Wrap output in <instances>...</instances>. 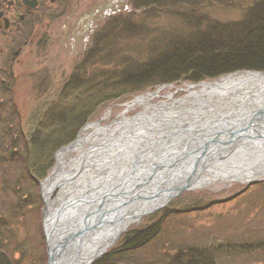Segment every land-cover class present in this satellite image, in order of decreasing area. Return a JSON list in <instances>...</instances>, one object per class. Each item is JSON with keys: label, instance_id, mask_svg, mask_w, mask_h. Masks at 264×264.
<instances>
[{"label": "trees", "instance_id": "16d2710c", "mask_svg": "<svg viewBox=\"0 0 264 264\" xmlns=\"http://www.w3.org/2000/svg\"><path fill=\"white\" fill-rule=\"evenodd\" d=\"M142 1L148 9L169 10L171 15L176 14L177 7L182 11L188 6L199 9L228 3V0ZM245 4L241 16L236 19H211L206 14L202 17L188 12L177 16L186 19V29L158 36L160 38L149 44L145 56L126 53L122 58L121 50H117L120 54L116 57L111 56L112 52L104 54L112 57L114 66L110 63L113 66L110 69L88 74L87 82L82 85L89 89L88 94H83L88 96L85 101L62 104L64 112L49 116V124L45 127L39 120L35 133L26 131L27 120L17 110L13 90L0 82V264L47 263L40 180L50 174L56 150L70 143L101 105L127 99L164 83H196L238 70L264 71V0H245ZM115 21H111L104 35L99 36L98 45L106 50L110 34L114 37L128 34L123 30H129V26L117 29ZM115 44L113 41L112 45ZM69 86L70 90L82 87L81 84ZM65 107L73 109L64 110ZM254 185L262 188L264 181L245 184L243 191L233 197L243 195L244 190L248 192ZM214 204L212 201L204 207ZM190 210L164 208L157 219L128 232L118 247L108 250L91 264H222L219 261L225 256L234 260L241 254L255 251L241 242L246 238L235 240L227 236V242L202 243L197 234L191 237L196 229L194 226L190 234L183 225H177L174 235H165L170 221L181 216L185 223ZM257 248L264 251V244H258Z\"/></svg>", "mask_w": 264, "mask_h": 264}, {"label": "water", "instance_id": "95a60500", "mask_svg": "<svg viewBox=\"0 0 264 264\" xmlns=\"http://www.w3.org/2000/svg\"><path fill=\"white\" fill-rule=\"evenodd\" d=\"M245 72H250L254 78L250 85L239 80L201 93L187 108L178 105L176 121L171 125L172 131L169 133L161 129L163 132L158 131L159 135L153 138L144 135L142 130L123 129L121 123L115 128L109 126L113 130L112 136L108 135L103 142L96 144L94 149L101 147L102 151L94 155L107 153L101 162L106 164L104 168L109 169L110 174L107 177H95L97 182L93 181L92 187L81 184V197L63 203L51 213L53 205L45 194L44 183L49 186L54 184L49 192L54 195L58 190L59 195L66 182L77 176L61 171L58 156L62 151L71 149L78 142L81 133L70 144L62 146L56 153L57 164L54 170L41 181L45 205L43 226L49 258L47 264H91L105 254L107 248L126 231L123 225L127 220L138 221L141 216L166 206L171 198L185 190L207 183L197 182L201 175V178L208 180H222L220 176L223 170V175L234 176L233 179L241 182L264 179V176L252 177L256 169L264 175V79L260 83L257 78L264 76V72ZM201 84L204 87L218 82ZM91 124H86L83 130ZM113 124H116L115 121ZM129 141L137 143L132 152L124 151ZM116 152L119 153L114 154ZM125 152L130 154L126 155ZM107 157L109 158L106 160ZM101 162H93V171L99 170ZM232 168L236 170L233 171ZM147 173L158 174L160 182L164 183L158 190L139 192L136 190L137 186L142 183L150 184V175L144 178ZM163 176L167 179H162ZM106 186L107 191L98 197L101 188ZM134 190L136 191L133 192ZM117 194L126 199L124 202H136L139 211H130L127 216L120 215L118 211L121 210V205L116 208L112 205ZM87 205H92L93 209L84 210ZM145 205L146 209L141 211V207ZM80 208L82 212H79ZM120 219L123 221L108 241L97 234L95 240L84 241L89 234L96 233L103 227V223ZM100 239L104 245L99 243Z\"/></svg>", "mask_w": 264, "mask_h": 264}, {"label": "rangeland", "instance_id": "374dc122", "mask_svg": "<svg viewBox=\"0 0 264 264\" xmlns=\"http://www.w3.org/2000/svg\"><path fill=\"white\" fill-rule=\"evenodd\" d=\"M70 1L71 3L67 6V13L65 14L66 18L69 17L70 21L75 20L80 13H88L89 15H92L93 10H95V22L93 23V26L90 27L91 34L89 38H85L86 40H84L83 44H81L80 47L77 46L79 48H74L73 43L68 40V35L62 36L64 33L61 29V21L59 19L56 20L48 28V34L50 35L48 36L49 40H46L45 42V51L35 54L36 58L29 60L30 63L37 64L39 68H36L35 70L25 69L18 75V83L15 87V99L18 101L16 104L19 106V109L22 110L23 117L27 120L26 131H30L31 133L36 132L35 128L37 127L39 120L41 121L40 124L43 123V127H45L46 124H49V116H55L57 115L56 113L61 111L64 112L61 110L63 108L62 104L67 101H70L71 103L75 101L82 102L88 97L83 95L84 93H82L80 89L70 90L68 93L64 94H61L62 91L54 93L65 84V75L68 74V71L74 69V63H76L78 58V54H76L78 51L86 49V54L89 51L90 57H88L87 61L82 60L83 62H80V64H82V67L85 68L88 74L90 73L91 75H94L95 71L99 72L105 68L107 70L110 69L113 65L111 63L113 61V56L116 57L120 53L122 58H125L126 53L131 55L135 54L137 57L141 54L145 56L149 44L152 45L155 38H160L158 36L162 37L164 34L179 31L183 32L187 26L186 19L181 20V17L177 18V16H181L188 12L191 15L202 17L206 14V16L211 19H236L241 16V12L246 5L245 0H228V3L225 5L218 4L217 6L207 8L204 6L203 8L196 9L194 6L191 8L188 6V9L181 11V8L177 7L175 10L176 14L171 15L169 10H163L161 12H159V10L156 12L153 9L151 10L146 8L143 4L145 1L142 0ZM113 20H116L114 23H118L117 29H122L125 26L128 28L129 26V30H123V33H128L124 36L119 34L114 37L113 34H110V40H114L116 44L112 45L113 43H110L109 47H107L108 50H106V48L101 47L100 44L98 45L97 39L99 36L101 37V35H104L105 30L108 29V25ZM83 22L84 29L86 30L88 28V21L84 20ZM68 30L69 28L66 29V31ZM71 36L73 37L74 34ZM123 41L131 42L121 43ZM117 50H121L120 53H118ZM109 52H112V57L110 58L104 55ZM107 63H111L112 65ZM48 66L56 67L54 74L56 76L55 85L57 88L50 94L45 92L47 86L40 85L38 80L39 78L46 76L48 73ZM214 81L217 80L207 79L205 82ZM200 83L201 82L191 83L188 81L183 83H164L163 85L155 86L154 89L143 91L142 93L133 95L127 99L113 101L105 106L101 105V108H99L93 115L92 121H100L104 125L112 123L110 126L115 128L117 123L113 124V121L119 122L125 116L134 117V115L139 114L142 110H144L145 104L154 105L156 103H165V101L167 102L176 100V98L184 97L191 94L190 89L192 86H194L192 89H195L196 91L201 89L203 85ZM144 94H153L154 97L147 100L144 104L136 102L135 104L130 105L134 99L143 96ZM45 102L49 112L46 115H44V113L40 116L41 108ZM69 107H65L64 110L73 109ZM39 128L46 132L44 128L40 126ZM83 128L84 127L81 126L78 131V135H80ZM88 146H91L90 143H86L84 147ZM56 153L57 152H55L54 157L56 156ZM54 162L55 164L50 170V174L48 176L51 175V172L57 164L56 158ZM45 178L41 179L39 183L40 195L42 198L41 205L43 209L45 205L41 194V181ZM253 183H242L241 181L235 179H214L210 182L202 184L199 187H193L190 190H185L180 195L170 199L166 206L157 211L149 212L148 214L141 216L138 221L133 222L128 229L121 233L118 239L107 248V251L114 247H118L123 237L128 234V232L138 229L140 226L147 225L157 219L159 217L158 215L162 213L164 208L172 207L178 210L181 208H188L191 210L186 213L188 218L185 220V223L184 220L180 218L181 216L177 217L175 221H170L169 225L166 226L165 235H174L176 231L175 226L183 225L185 231H188L189 234L192 233V226H194L196 229L191 237L197 234V236L202 239V243H213L216 241L215 243L219 244L220 242H227V236H231V238L235 240L246 238L241 242L243 244H249L253 249H255V251L241 254L234 260H228L225 256L219 262L222 264H262L264 251L257 248V245L264 244V235H262L264 234V187L257 188V186L254 185L248 190V192L244 190L245 192L243 195L233 197L235 193L243 191L245 184L249 185ZM57 193L58 190L54 192L53 197H56L58 195ZM212 201L215 203L212 207H204ZM195 206H197L198 209H192V207ZM200 207L202 210H199ZM216 233H218V235H216ZM219 233H222V235ZM246 234H249L250 236L246 237ZM172 249H174L173 246Z\"/></svg>", "mask_w": 264, "mask_h": 264}, {"label": "bare ground", "instance_id": "6f19581e", "mask_svg": "<svg viewBox=\"0 0 264 264\" xmlns=\"http://www.w3.org/2000/svg\"><path fill=\"white\" fill-rule=\"evenodd\" d=\"M263 75H260V77L258 76V82H262ZM251 79H254L252 77V74L249 72H239L238 74H233V75H229L227 77L222 78L221 80H218V84L213 85V84H207L204 85L202 90H195L192 89L193 87H191L190 91L191 94H188L184 97L181 98H176V100H171V101H165V103H156L154 105L151 104H145V108L144 110H142L139 114L134 115V118L125 116L123 119H121L119 122H115L117 123V125L119 123L122 124L123 129L129 128L130 130L134 131L136 129L138 130H142L144 131V135L147 136H153V138L157 135H159L157 132L158 131H162L163 130L167 133H169L171 130V125L174 124V122L176 121V109L180 106H184V107H188L190 104H192V101L197 99L198 97H200L203 92H207L211 89H218L222 86H228V84H231L233 82L236 81H243L245 82L246 85H250L251 84ZM199 94V95H198ZM153 94H144L143 96H140L136 99L133 100V102L130 103V105L135 104L136 102H140L142 104H144L147 100L152 99V97H154ZM170 98V97H169ZM123 121V122H121ZM111 124H107L104 125L101 122H96L91 124L90 126H87L82 132L81 135L79 136V140L78 142L71 147V149L68 150H64L60 153V155L58 156V162H60V165H58V167L61 168V171L68 173V174H75L77 175L74 179H72V181L70 182H66V184L64 185L63 189L59 192V195L57 196L56 200L53 197V194H50V190L52 189V186H49V184H45V194L48 197V199H50V204H52V210L51 213L54 212L55 209L61 207L63 205V203L68 202L69 200L73 199V198H79L82 196V192L80 193L79 189H82L81 184L86 185V187H92L91 185L93 184V181H96V178H99L101 176H108L110 173L109 169H105L104 167L106 166V164L102 163L101 160L103 161V156L107 155V153H99L98 155H94V153H98L100 151L99 149H94L96 147V144L98 145L100 142H103V140H105L108 135L112 136L111 133H113L111 127H109ZM116 125V126H117ZM163 129V130H161ZM98 142V143H97ZM86 143H90L91 146L88 147H84ZM102 146V145H101ZM135 146H137V143L133 142V141H129L127 144V149H125L124 151L126 152H132L135 149ZM102 151V149H101ZM100 151V152H101ZM123 151V152H124ZM126 155L130 154V153H126ZM119 152H116L114 154H118ZM111 155H114L112 153H110ZM92 156V157H91ZM99 156V157H98ZM91 157L90 160H88V158ZM109 157L106 158V160ZM95 161H99L101 162L99 164V170H95L93 171V168L95 167L94 163ZM85 162V163H82ZM117 162V161H116ZM142 163V162H141ZM139 164V163H138ZM143 164V163H142ZM233 171L236 170V168H232ZM60 171V174L62 173ZM93 172V173H92ZM254 174L252 175V177H262L264 176L263 174H261L259 169H256L254 172ZM212 176L214 175L213 173H210ZM150 175V176H149ZM217 175V173H216ZM220 175V174H219ZM149 176V182L150 184H141L139 186H137L136 190L139 192H145L148 193V191H153V190H158V187L162 186L164 182H160L161 179H159V175H151L150 173H147L144 175V178H147ZM202 176V175H201ZM198 178L197 182H199L201 184V182H209L211 181V179H204V178ZM96 177V178H95ZM164 177V176H163ZM162 179H165L166 176ZM214 177V176H213ZM222 179H228V180H233L234 176H226L223 175V170L221 171V176ZM243 177H245V175H243ZM54 178H56V176H54ZM143 178V179H144ZM167 179V178H166ZM212 180H214L212 178ZM102 182V181H101ZM117 183V182H116ZM109 185V184H108ZM107 185V186H108ZM107 186L105 188H101L99 196L100 197L103 193H105V191H107ZM152 190H148L151 189ZM136 190H134L133 192H135ZM50 191V192H49ZM117 194L115 196V200L112 201V205L114 206V208H116V206L121 205V210H119V214L120 215H129L130 211L131 213L134 212H138L139 208H137V203L136 202H132V201H127L124 202L126 199L122 196ZM55 201V203H53ZM149 205V204H148ZM147 205V206H148ZM82 208V207H81ZM81 208L79 209V212L81 211ZM141 211L144 210V208L146 209V205L141 207ZM91 209H93L92 205H87L84 207V210H88L90 211ZM83 213H81L82 215ZM82 217V216H81ZM76 221V220H75ZM123 221V219L114 221V222H109L107 221L106 223H103V227H100V229L96 232V233H91L89 234L84 241L88 242L89 240H95V236L96 234L101 238L105 239V240H109L111 238V236L113 235V233H115L116 231H114ZM133 222H130V219L127 220L125 222V224L123 225L124 230L128 229V227L132 224ZM78 226V225H77ZM90 238V239H89ZM106 241V242H107ZM100 244H105L103 242V240L100 239L99 241Z\"/></svg>", "mask_w": 264, "mask_h": 264}, {"label": "flooded vegetation", "instance_id": "af4514ba", "mask_svg": "<svg viewBox=\"0 0 264 264\" xmlns=\"http://www.w3.org/2000/svg\"><path fill=\"white\" fill-rule=\"evenodd\" d=\"M70 3V0H0V79H2L0 82L12 89L14 96L18 75L25 69L39 68L37 64H32L29 60L35 59V54L45 51V42L49 40L48 36L50 35L48 28L56 20L61 21V29L64 33L62 36L68 35V40L73 43L74 48L80 47L84 40L89 38L90 27L95 22L96 11L93 10L92 15L80 13L75 20L70 21L69 17H65L67 6ZM84 20L88 21L86 30L84 29ZM67 28H69L68 31H66ZM72 34H74L73 37ZM98 41L99 39H97ZM86 51L83 49L76 53L78 58L74 63V69L68 71V74L65 75V84L54 93L61 91V94L68 93L71 88L69 84H81L82 86L87 82L88 72L80 64L90 57L89 51L87 54ZM55 69L56 67L48 66L46 76L38 79L40 85L47 86L45 92L49 94L57 88ZM77 89L85 94L89 92L87 87L82 86ZM16 102L18 103L17 100ZM17 108L22 115V110L18 105ZM47 111L45 102L41 108L40 116Z\"/></svg>", "mask_w": 264, "mask_h": 264}]
</instances>
